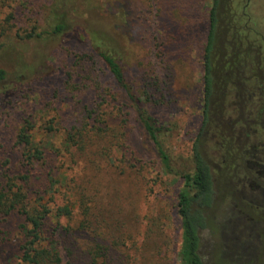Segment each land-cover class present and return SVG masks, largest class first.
I'll use <instances>...</instances> for the list:
<instances>
[{"label":"rangeland","instance_id":"rangeland-1","mask_svg":"<svg viewBox=\"0 0 264 264\" xmlns=\"http://www.w3.org/2000/svg\"><path fill=\"white\" fill-rule=\"evenodd\" d=\"M208 6L209 0H0V165L7 160L8 176L24 172L20 129L44 148V161L32 163L31 196L72 208L57 220L63 264H175L177 182L160 173L132 105L94 45L111 52L136 87L155 77L148 107L168 129L173 164L183 165L198 123L203 26L194 18ZM218 19L216 53L222 63H240L244 77L237 121L227 120L233 145L244 148V167L227 165L244 195V250L223 262L264 264V0H221ZM56 20L66 27L52 33ZM191 25L197 29L178 47L166 39ZM21 223L15 211L0 215V264H20ZM209 249L206 239L205 264H213Z\"/></svg>","mask_w":264,"mask_h":264},{"label":"trees","instance_id":"trees-1","mask_svg":"<svg viewBox=\"0 0 264 264\" xmlns=\"http://www.w3.org/2000/svg\"><path fill=\"white\" fill-rule=\"evenodd\" d=\"M220 2L221 0H209L208 8L199 19L195 17V12L192 15L196 20L191 15V19L194 18L195 24H198L197 27L203 26L199 62L201 75L197 103L198 123L190 142L188 160L183 165L173 164L164 141L168 129L148 107V101H151L148 84H153L155 77L148 74V81L144 82V86L136 87L112 53L98 44L94 45L95 53L122 95L132 105L136 121L149 140L160 173L177 182L174 206L178 216L179 241L175 264H205L202 249L206 239L213 264H225L224 258H235L244 250V195L235 181H230L231 170L227 168L230 161H238L244 167V148L233 145V134L228 125L232 120L237 121L235 100L241 94L240 86L243 85L244 77L240 63H222L221 57L216 53L217 36L221 34L218 19ZM192 4L188 8L193 12L195 6ZM65 27L63 21L56 20L51 32L57 33ZM190 27L182 26L176 33L167 34L166 39L178 47L181 41L191 36L192 30L197 29L194 25ZM224 68L231 70L230 78ZM4 78L5 72L0 68V83ZM44 130L51 131V126L46 125ZM16 137V143L21 145L20 165L24 172L8 176V162L2 161L0 215L15 211L24 220L20 225V264H63L58 236L62 229L57 220L60 217H70L72 208L67 204L51 208L39 196L34 193V197L31 196L32 163L44 161L46 153L44 148L31 143L27 130L20 129ZM213 157L218 161L216 166L213 164ZM78 226L82 229V221Z\"/></svg>","mask_w":264,"mask_h":264},{"label":"flooded vegetation","instance_id":"flooded-vegetation-1","mask_svg":"<svg viewBox=\"0 0 264 264\" xmlns=\"http://www.w3.org/2000/svg\"><path fill=\"white\" fill-rule=\"evenodd\" d=\"M235 29V28H234ZM249 30V27L248 26H246V25H244V30ZM240 35V34H239ZM245 94H246V92H244V96H245ZM246 95H248V94H246ZM247 97V96H246ZM245 98V97H244Z\"/></svg>","mask_w":264,"mask_h":264}]
</instances>
